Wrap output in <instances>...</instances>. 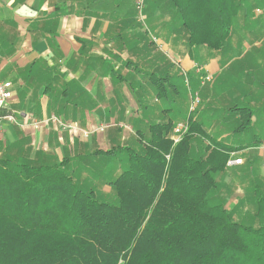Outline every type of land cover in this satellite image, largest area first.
<instances>
[{
	"label": "trees",
	"instance_id": "1",
	"mask_svg": "<svg viewBox=\"0 0 264 264\" xmlns=\"http://www.w3.org/2000/svg\"><path fill=\"white\" fill-rule=\"evenodd\" d=\"M172 4L190 49L220 50L246 0ZM139 26V36L153 40L150 28ZM152 76L157 95L177 106L168 118L137 128L139 144L61 156L34 150L29 136L7 145L0 154V264H264V189L255 179L238 193L225 179L230 157L262 142L235 138L253 129L261 110L232 96L217 112L225 128L212 135L197 108L183 112L176 83L167 87V76ZM179 113L189 128L174 143ZM246 203L253 208L249 223L241 220Z\"/></svg>",
	"mask_w": 264,
	"mask_h": 264
},
{
	"label": "crops",
	"instance_id": "2",
	"mask_svg": "<svg viewBox=\"0 0 264 264\" xmlns=\"http://www.w3.org/2000/svg\"><path fill=\"white\" fill-rule=\"evenodd\" d=\"M136 3L137 0H0V81L12 83L13 96L8 101L7 111L17 118V122H5L0 154L21 135L31 138L34 150L43 149L59 156L65 151L74 154L80 150L106 149L104 140L99 142V135L88 136L83 131L101 124L106 131L109 129L107 138L113 145L121 138L120 130L127 124L133 122L138 128H148L161 113L146 101L147 111L139 116L136 89L139 77L132 68L141 66L140 78L146 80L144 78L150 75L147 82L155 86L153 73L172 81L185 68L194 69L196 62H201L204 72L218 77L215 88L220 96L227 100L242 96L243 101L238 99L241 104H253L252 107L261 110L254 120L257 133H263L262 142L239 152L237 157H241L243 163L231 167L225 179L238 193L247 192L242 189V182L248 181V186H252L255 179L264 189V105L255 107V101H247L253 96L264 103V90L261 93L264 70L258 71L257 81L250 76L264 60H228L222 53L225 47L209 52L211 48L202 45L195 46L197 54L208 59L196 60L189 51L179 18L173 19L177 14L172 0H149L146 16L150 18L149 26L151 23L158 32L160 42L156 44L162 48L158 49L153 42L148 47L150 52H145L146 56L141 58L140 48L152 39L139 36V31L143 30L136 18ZM169 49L180 63L166 55ZM239 61L241 63L236 65ZM223 78L227 85L222 86ZM234 82L240 83L236 89ZM67 87L70 90L65 94L63 90ZM228 88L233 90V95L227 93ZM255 88L256 94L246 92ZM145 95L161 100L155 88L147 89ZM127 99L132 101L126 103ZM217 101L223 102V99ZM129 104L132 107L129 108ZM135 107L137 113L133 111ZM58 112L62 120L75 124L76 128L62 130L54 124H35ZM183 115L179 113L177 118L182 119ZM168 117L163 114V120ZM220 124L217 128L224 129V123ZM252 130L245 131L241 137L234 136L243 143H250L258 136ZM246 134L253 136L247 138ZM129 136L130 140L137 137L132 133ZM249 161L253 162L251 169L247 168ZM237 200L233 196L230 203ZM243 206L241 220L249 223L253 208L248 203Z\"/></svg>",
	"mask_w": 264,
	"mask_h": 264
},
{
	"label": "rangeland",
	"instance_id": "3",
	"mask_svg": "<svg viewBox=\"0 0 264 264\" xmlns=\"http://www.w3.org/2000/svg\"><path fill=\"white\" fill-rule=\"evenodd\" d=\"M148 3H149V0H146V5ZM135 9H136V5H135ZM137 15H138V11L136 9V16ZM139 23L143 27L145 26L147 28L148 27L150 28L151 36L155 42L154 44L156 47H158V49H160V47L162 45L160 46V45L156 44V43H158V41L160 42V40L158 38L159 34L157 31L154 30V27L152 26L151 23L149 26V22L147 20V17L145 19V22H139ZM154 37H156L157 39L155 40ZM226 42L227 43L224 44L225 52H222V53H224V56H228L227 57L228 60H264V0H246V4H245L244 8L239 13V16L234 20L233 34L230 37V39ZM169 50L170 51L165 52V53L167 56H170V60H174L175 63H177V62L180 63L181 61L178 59V56H173L174 55L173 50H171V49H169ZM189 51L192 53V55L194 56V58L196 60L208 59V57L205 55L200 56L199 54H197L198 49H196L195 47H193V49H190ZM211 51H212V49H210L209 52H211ZM170 52H172V53H170ZM181 60H183V58H181ZM239 63H241V62L240 61L237 62L236 65ZM196 64L200 65L201 62H196ZM177 66H176L177 68L181 69L179 67V65H177ZM200 66L202 68L201 72H198L196 70V68H195V70L193 68L190 70H187L184 67L185 70H182L181 73H178V75L176 76V79L172 80V81H174V83L179 85L178 88H179L180 93H181L180 103L182 102L181 106H183L185 109V110H183L184 113H188V112H185L187 109V106H190L192 96L196 92L199 91V93H200L199 96L201 98L200 99L201 104H199V106H198L199 108L197 107V109H198L197 111H198V113H200V114H198L199 115L198 119L203 121L202 123L204 124V126L206 127V130L209 133L215 134L218 132L221 135V133L219 132L220 130L217 128V126L221 125L220 123L223 122V117L221 118L220 117L221 115L218 114L217 112H219V109L224 107V104L228 105V100L226 98H223L222 96H220L217 93V90L215 88V83L217 82L218 77H216L215 75H212L213 79L211 81L206 80L203 83L205 76L208 74V72H204L203 66L202 65H200ZM136 67L132 68V70L136 71V74L139 77L138 79H136L137 84H138L136 89H137V100L139 101V105H138L139 112H140L139 116L142 117V113L143 112L146 113L147 110H146V105L144 103L147 101L151 105L152 108H154V109L159 108V110L157 112H160V110H161V113H159V116L154 117L153 122L160 121L163 119V114L170 115L172 110L175 108L174 106H177V105L174 104V106H171L170 103L168 102V98H163L160 100L157 97L154 98V97H151L150 95L146 96L145 94H146L147 89H150V88L156 89V87L152 83L147 82V81H149L150 75H147V78H144L146 80H142L140 78V75L143 74V69L141 66H138L137 68ZM259 68H261V69H259ZM259 70H261V71L264 70V63L262 65H260L258 68H255L254 71L251 70L252 72H251L250 76H251V78L255 77V81H257L256 77L259 76V74H258ZM225 75L226 74L224 73V78H225ZM241 76H242V74L240 75L239 79L241 78ZM226 77H227V75H226ZM224 78L222 80V86L228 84V82H226ZM162 81H164L165 83H168V80L164 79ZM252 81H254V80H252ZM239 84L240 83H238V82H236V83L234 82L235 89L237 88L236 85H239ZM256 84H258V83H256ZM216 85H218V82ZM259 85H262V84H259ZM259 85H256V86L258 87ZM167 87H169V83H168ZM243 89H245V88H243ZM263 90H264V87L261 90V93H263ZM246 92H248L250 94H252L254 92V94H256L258 92V90L256 88L252 89V90L247 89ZM227 93L229 95H233V90L231 88H228ZM237 94H238V92H237ZM142 96H144V97H142ZM241 97H237V99H240V101H243V98H241ZM143 98H146V99H143ZM218 98L223 99V102L217 101ZM247 99H246L247 101H249V100L255 101L256 102L254 104L255 107H263L262 105H264V103H261L262 100H260L258 97L252 96V97H248ZM163 100L165 101V103L163 102ZM129 101H132V100L127 99L126 103H128ZM251 105H253V104H251ZM128 107L130 108L132 106H130V104H129ZM262 110H264V108ZM133 111L135 113H137V107H135V109ZM218 117H220V118H218ZM179 121H187V118L180 119V118L176 117L175 122H179ZM127 125H128L127 127L120 130V132H122V136H120L121 138L119 140H117L115 143H121V144H124L127 142L132 143L135 139L137 141V143L139 144L141 141L138 140L137 137L134 138L133 140H130V136L127 137V135L129 133L136 135V131H137L138 126H135V124L133 122L130 124H127ZM101 127H103V125L99 124L98 126H95V127L93 126V127H90L89 129H87L86 131L89 132L88 136L92 135L93 133L97 134V136L99 135V138H100L99 142L104 140V142L106 143L104 145V147L106 149L111 148L112 144H111V142L109 143L108 138H107L109 129L107 131H106V129L101 130ZM131 127H134V129H132ZM135 127H137V128L135 129ZM257 132H258L257 126L253 127L252 133L257 134L258 135L257 137L261 138L263 136V133L258 134ZM241 135H243V134H241ZM241 135H239V136L241 137ZM11 136H13V135H11ZM252 136H253V134H246L247 138L252 137ZM115 143H113V144H115ZM95 147H97L96 144H95ZM60 155H62V154L60 153ZM227 177L228 176H226V178ZM244 182L241 183L243 185L242 186L243 190L246 189V187L249 185L248 181H246L245 183ZM238 185H239V183H238ZM103 189L105 191H109L110 187L104 186Z\"/></svg>",
	"mask_w": 264,
	"mask_h": 264
},
{
	"label": "built area",
	"instance_id": "4",
	"mask_svg": "<svg viewBox=\"0 0 264 264\" xmlns=\"http://www.w3.org/2000/svg\"><path fill=\"white\" fill-rule=\"evenodd\" d=\"M145 6H146V0H137V3H136V9L138 11L137 17L140 22H145V19H146ZM154 39L156 40L157 38L154 37ZM195 68L198 72H201L202 68L200 65L196 64L194 66V69ZM212 79H213L212 74H207L205 76L203 83L206 80L211 81ZM12 96H13L12 83L10 81H0V149H1L2 143L4 142L3 132H4L5 122L6 121L17 122L16 115L7 111V104H8V101L12 98ZM200 99L201 98L199 96V92H196L191 98L190 110H195L199 106V104L201 103ZM41 123L43 125L44 124L46 125L54 124V125H57L62 130L76 128L75 124L62 120L56 114H51L43 118L42 120L35 121L36 125H39ZM104 127L105 126L101 127V130H103ZM188 128H189L188 121H181L176 124L174 131L172 133V136H171L172 139L174 140V143H177L181 140L183 134L187 132ZM83 132L86 135L89 134V132H87L86 130H84ZM242 163H243V159L241 157L231 156L227 162V165L235 166V165H240Z\"/></svg>",
	"mask_w": 264,
	"mask_h": 264
}]
</instances>
